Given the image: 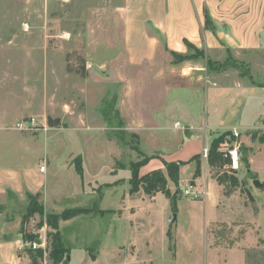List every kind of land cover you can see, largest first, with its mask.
Wrapping results in <instances>:
<instances>
[{"label":"rangeland","instance_id":"374dc122","mask_svg":"<svg viewBox=\"0 0 264 264\" xmlns=\"http://www.w3.org/2000/svg\"><path fill=\"white\" fill-rule=\"evenodd\" d=\"M121 4L122 0H0V174L36 171L50 162L54 169L57 162L66 160L60 170L56 165L51 171L59 177L61 198L45 202L50 213L25 216L23 239L45 240L46 256L41 253L39 263L53 264L47 234L54 231L46 225V216L68 208H92L90 217L61 227L62 242L69 251L58 264H264V187L255 188L252 183L264 184V87H256L245 109L246 130L209 134V145L220 139L219 152L229 157L230 167H209L201 153L198 163L191 162L193 169L181 174L182 181L176 186L167 182L168 197L159 193L163 197L151 200L157 193L146 195L141 189L131 194L130 164L157 156L144 153L135 136L120 129L114 113L120 87L99 77L107 63L118 57L111 36L116 25L109 15ZM237 60L252 65L254 82L264 83V53L240 54ZM174 70V85L197 89L196 76L187 64H177ZM182 74L188 80L182 81L186 76ZM238 74L243 77L232 69L223 80L229 83ZM256 110L258 116H254ZM29 117L45 129H13L16 122ZM141 168L139 177L150 173ZM159 170L165 175L164 166ZM69 184L76 186L72 193L64 189ZM123 191L131 199H141L143 203L137 204L143 211L151 203L162 208L167 202L166 230L148 226L159 223V209L145 213L152 217L148 224L143 219L145 227L112 224L107 214L115 212L100 208L111 207V197L118 198ZM11 205L14 215L22 216L27 202ZM207 206L214 211L207 227L195 229L183 218L178 230L193 244H177L172 227L177 210L182 217L189 210L201 216ZM168 219L173 222L166 223ZM146 231L150 237L146 238ZM141 238L145 244L150 242L149 249L138 241Z\"/></svg>","mask_w":264,"mask_h":264},{"label":"crops","instance_id":"0c3cea01","mask_svg":"<svg viewBox=\"0 0 264 264\" xmlns=\"http://www.w3.org/2000/svg\"><path fill=\"white\" fill-rule=\"evenodd\" d=\"M109 16L116 25V31L111 36L118 57L107 63L105 74L100 73L99 77L108 84L120 87L114 110L117 122L122 126L120 129L134 135L144 153L157 156L140 171L149 173L163 169L161 160L168 163L188 162L193 156L200 155L205 147L208 148L209 134L248 128L246 124L249 121L244 120V113L258 88L239 74L229 83L224 82L223 75L232 69L210 74L206 60L222 62L227 52L235 60L240 54L264 53V0H122V4ZM195 51L201 52L204 58L184 63L196 76L194 84L197 83V89L174 85L172 73L177 64L171 65L170 53L188 56ZM187 77L182 76L181 80H188ZM254 116H258L257 110ZM65 163L66 160H60L57 168L60 170ZM51 165L54 164L50 162L46 165L45 173L36 169L17 175L0 174V264H31L28 251L23 247L21 231L25 213L14 215L11 204L25 201L28 205L27 195L39 194L44 213H50L45 202L57 201L62 195L57 183L59 177L51 174L56 165L54 169ZM192 169L191 163L181 167L180 181L183 180L181 174ZM64 189L72 193L76 186L69 184ZM161 197L157 193L151 200ZM111 200V207L100 209L115 212L107 214L112 224L145 227L149 219L152 221V217L145 213L159 209V223L150 222L148 226L154 224L166 230L164 216L167 202L162 208L151 203L147 206L148 210L143 211L142 205L137 204H141L142 200L131 199L126 191L118 198L111 197ZM130 207L137 210L131 211ZM181 212L177 210L176 221L168 219L166 223L173 222L177 244L191 247V238L187 240L186 234L178 230L183 218L195 229H205L210 222L208 220L214 217V211L207 206L200 212L201 216L195 210H189L184 217ZM84 216L90 217L91 214L60 222L59 234L63 225ZM150 233L145 232L146 238L150 237ZM179 235L184 237L182 242ZM138 241L149 249L150 242L145 244L142 238Z\"/></svg>","mask_w":264,"mask_h":264},{"label":"trees","instance_id":"16d2710c","mask_svg":"<svg viewBox=\"0 0 264 264\" xmlns=\"http://www.w3.org/2000/svg\"><path fill=\"white\" fill-rule=\"evenodd\" d=\"M170 57L173 59V64H180L188 60H195L199 58H204V55L201 52H194L191 55L183 56L175 53H170ZM206 66L208 71L210 72H222L228 69H234L240 71V74L247 78L251 84L255 85L256 87H264V83L258 84L255 83L252 75L249 70V66L244 62H239L235 60L229 52H227V56L222 62H214L210 59L206 60ZM219 144L220 139L215 138L211 141V144L208 148L207 153V164L209 167L212 168H219L222 169L224 167H230L231 161L229 157L223 155V153L219 152ZM201 158V155H195L190 160L191 162L198 163V159ZM151 157L146 158L144 157L142 160H139L135 163L130 164L131 169V178H130V190L129 192L132 194L136 192L138 189H141L146 195L162 193L168 197V193L165 191L167 186V182H170L172 185L176 186L179 181V168L183 166L185 163L182 162H163V166L165 168V175L162 174L160 170H155L150 172L147 175L139 177L138 170L146 165L150 161ZM77 171L79 172L80 169V161L78 160ZM220 181V180H219ZM264 187V184H263ZM40 195H27L28 205L26 208L25 214L22 216V220L25 219V216H30L31 214H42L43 207L39 201ZM94 209L92 208H68L64 209L60 214H48L46 216V225L54 231V233L47 234L50 237V244H51V252L50 258L53 264H58L60 259L63 255L68 253V248H65L60 234L58 232L59 223L71 220L80 215H87L93 214ZM23 229L21 228V231ZM25 234V233H24ZM26 235V234H25ZM24 239L26 240L27 238ZM23 239V240H24ZM26 241H33L31 239ZM31 264H40L39 259H41V252L39 250L32 251L27 249Z\"/></svg>","mask_w":264,"mask_h":264},{"label":"built area","instance_id":"2783aa9c","mask_svg":"<svg viewBox=\"0 0 264 264\" xmlns=\"http://www.w3.org/2000/svg\"><path fill=\"white\" fill-rule=\"evenodd\" d=\"M13 129L17 130V131L31 132V131H36V130H39V129H45V125L44 124L40 125L35 118L29 117V118H27L25 120H21L19 122H16L14 124V126H13ZM207 153H208V148L205 147L202 150V157L204 159L207 158ZM39 172L40 173H45L46 172V165L45 164L40 166ZM184 194L187 195L188 191H186ZM45 243H46L45 240L42 241L41 243H35L33 241L24 240L23 241V247L27 248V249H30L32 251L39 250V251H41L43 257L45 258V256H46Z\"/></svg>","mask_w":264,"mask_h":264},{"label":"water","instance_id":"95a60500","mask_svg":"<svg viewBox=\"0 0 264 264\" xmlns=\"http://www.w3.org/2000/svg\"><path fill=\"white\" fill-rule=\"evenodd\" d=\"M253 186L255 187V188H262L263 187V184L262 183H260L258 180H253Z\"/></svg>","mask_w":264,"mask_h":264},{"label":"bare ground","instance_id":"6f19581e","mask_svg":"<svg viewBox=\"0 0 264 264\" xmlns=\"http://www.w3.org/2000/svg\"><path fill=\"white\" fill-rule=\"evenodd\" d=\"M233 159H234V164L236 165L235 159H236V154L234 153L233 155Z\"/></svg>","mask_w":264,"mask_h":264}]
</instances>
